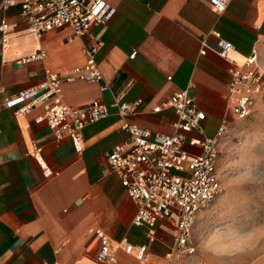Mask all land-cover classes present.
Segmentation results:
<instances>
[{
    "label": "crops",
    "instance_id": "0c3cea01",
    "mask_svg": "<svg viewBox=\"0 0 264 264\" xmlns=\"http://www.w3.org/2000/svg\"><path fill=\"white\" fill-rule=\"evenodd\" d=\"M5 1L0 0V22L8 26L0 32V264H93L98 248L93 229L103 230L116 246V264H168L173 222H156L149 242L144 228L133 226L135 204L109 170L105 154L128 147L122 122L172 134L174 111L150 109L186 89L204 113V134L213 135L228 118L230 70L256 49L264 73V0H220L222 13L208 0H86L108 10L104 24L78 38L64 28L38 40L21 16L19 0L2 8ZM216 36L234 47L228 61L216 54ZM95 47L102 81L62 83L63 103L79 107L98 100L110 106L122 97L139 104L131 116L120 118L111 110L83 127L79 152L67 136L54 138L39 119L42 106L20 114L17 105L1 104L3 97L42 84L46 73L61 76L83 67L85 53ZM37 48L43 60L23 63ZM35 148L41 166L32 156ZM125 243L145 246V261L125 253Z\"/></svg>",
    "mask_w": 264,
    "mask_h": 264
},
{
    "label": "built area",
    "instance_id": "2783aa9c",
    "mask_svg": "<svg viewBox=\"0 0 264 264\" xmlns=\"http://www.w3.org/2000/svg\"><path fill=\"white\" fill-rule=\"evenodd\" d=\"M9 4L10 0L5 1L2 8ZM208 5L217 13L225 10V3L220 0H208ZM19 6L22 18L37 40L44 33L64 28L70 29L73 37L78 38L86 34L90 27L104 24L108 15V10L97 1L90 4L86 0H19ZM6 29L8 26L1 21L0 32ZM216 38L217 56L228 61L234 47L218 36ZM261 43L264 44V34ZM97 50L98 47H95L85 53L83 67L61 76L46 73L42 84L3 97L1 104L6 107L17 105L15 112L20 114L34 106H42L43 115L39 119L46 122L54 138L59 140L67 136L72 147L79 152L83 127L108 117L111 110L120 118L131 116L139 104L138 100L131 103L122 101V97L110 106L98 100L79 107L63 103L62 83L82 81L96 84L102 81L94 62ZM133 56L134 53H131L129 58ZM43 58L44 52L37 48L33 56L22 62L42 61ZM258 64L257 50L251 49L245 62L230 70L226 85L228 118H224L213 135L204 134L201 127L204 113L196 109L193 97L186 89L173 93L164 103L150 109L154 113L166 108L174 111L176 119L172 123L175 129L172 134H152L134 124L122 122L120 129L129 135L128 147L115 146L105 154L109 170L117 176L135 204L133 226L144 228L147 240L152 242L157 221L173 222L175 235L166 255L168 264H177V261L195 252L190 230L199 213L211 207L222 193V183L217 178L219 143L228 126L235 120L246 118L257 98L264 96V73ZM102 89H106L105 84ZM189 133L196 136H189ZM39 151L35 148L32 156L40 165ZM46 169L45 175L48 173ZM90 233L98 241L93 264H116V246L112 245L108 235L101 229L90 230ZM122 250L140 261L146 259L143 245L134 247L125 243Z\"/></svg>",
    "mask_w": 264,
    "mask_h": 264
},
{
    "label": "rangeland",
    "instance_id": "374dc122",
    "mask_svg": "<svg viewBox=\"0 0 264 264\" xmlns=\"http://www.w3.org/2000/svg\"><path fill=\"white\" fill-rule=\"evenodd\" d=\"M220 141L222 193L191 228L195 252L177 264H264V96Z\"/></svg>",
    "mask_w": 264,
    "mask_h": 264
},
{
    "label": "bare ground",
    "instance_id": "6f19581e",
    "mask_svg": "<svg viewBox=\"0 0 264 264\" xmlns=\"http://www.w3.org/2000/svg\"><path fill=\"white\" fill-rule=\"evenodd\" d=\"M158 222V221H157ZM157 224V223H156Z\"/></svg>",
    "mask_w": 264,
    "mask_h": 264
},
{
    "label": "water",
    "instance_id": "95a60500",
    "mask_svg": "<svg viewBox=\"0 0 264 264\" xmlns=\"http://www.w3.org/2000/svg\"><path fill=\"white\" fill-rule=\"evenodd\" d=\"M191 95V94H190Z\"/></svg>",
    "mask_w": 264,
    "mask_h": 264
}]
</instances>
